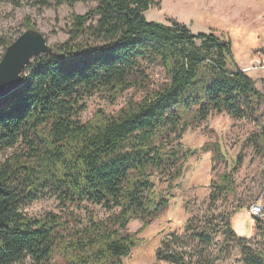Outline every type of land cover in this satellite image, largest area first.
I'll return each instance as SVG.
<instances>
[{"label": "trees", "instance_id": "trees-1", "mask_svg": "<svg viewBox=\"0 0 264 264\" xmlns=\"http://www.w3.org/2000/svg\"><path fill=\"white\" fill-rule=\"evenodd\" d=\"M33 1L69 7L91 1L96 7L71 13L67 41L50 56L34 58L22 87L0 100V154L16 145L23 149L0 162V264H48L57 257L63 264H122L139 242L126 233L129 223L145 228L168 206V197L155 193L151 172L180 170L191 154L181 144L185 131L211 114L251 120L261 126L247 143L255 155L264 154V85L257 89L236 66L229 41L194 35L175 21L147 22L153 0ZM11 43L0 40V47ZM152 64L167 78L159 89L115 116L100 110L86 123L77 120L84 97L105 91L114 101L147 82L143 66ZM240 163L239 156L210 184L211 206L236 194ZM49 193L61 206H100L109 216L95 221L90 215L85 224L71 217L77 223L70 225L52 213L32 218L24 212ZM252 219L256 237L248 240L234 233L227 215L217 230L189 223L184 234L163 240L156 259L214 264L206 250L220 233L225 254L237 249L241 264H264V247L251 245L264 237V221Z\"/></svg>", "mask_w": 264, "mask_h": 264}, {"label": "rangeland", "instance_id": "rangeland-1", "mask_svg": "<svg viewBox=\"0 0 264 264\" xmlns=\"http://www.w3.org/2000/svg\"><path fill=\"white\" fill-rule=\"evenodd\" d=\"M153 1L155 5L144 13L147 22L167 25L170 21H175L194 35L213 33L229 41L236 66L255 80L257 89L263 90L264 0ZM95 7L96 4L91 1L76 2L69 7L65 3L41 6L33 0H0V40L13 42L27 29H32L42 34L47 44L54 49L68 39L70 14L84 15ZM26 21L30 28L26 26ZM4 52L0 47V61ZM33 60L30 61L31 64ZM143 67L147 82L141 83V87L126 92L114 101H111L110 95L105 91L84 97L85 108L77 120L86 123L100 110L106 115L115 116L128 103L139 102L146 93L159 89L167 82L160 67L153 64ZM26 71L25 68L22 75ZM260 114L261 111L257 116ZM260 126L261 124L251 120L237 121L225 114H211L204 123L185 131L181 144L184 151L191 154L186 153V158L180 161V170L173 168L164 173L151 172L155 193L167 196L168 206L145 228L139 221L129 223L126 233L135 235L139 242L129 257L122 260V264H164L157 261L156 253L169 234H184L185 226L189 223L217 230L222 227L226 215L230 216L229 223L234 232L235 229L242 228L241 234L237 235L240 239L255 238V233L250 238L247 237L254 230L248 210L253 204L264 206V154L255 155L247 138L258 132ZM217 148L221 153L219 156ZM22 151V146L18 145L5 150L0 154V162L14 153L21 154ZM239 156L241 163L233 177L236 194L221 197L211 206L208 200L210 184L217 182L219 175L230 172ZM239 206L242 207L241 211L235 213ZM24 212L32 218H42L45 214L52 213L68 220L70 225L77 223L71 217H78L85 224L90 215L95 221H105L109 216L100 206L87 205V210L83 206H61L51 193L45 199L26 206ZM241 214L245 215L242 220L235 221L236 216ZM212 239L213 244L206 250L209 260L214 264H241L237 249L225 254L227 247L223 249L220 233ZM251 245L254 248L264 247L263 235H258ZM184 252H191V248L184 249ZM48 264L63 263L57 257Z\"/></svg>", "mask_w": 264, "mask_h": 264}, {"label": "water", "instance_id": "water-1", "mask_svg": "<svg viewBox=\"0 0 264 264\" xmlns=\"http://www.w3.org/2000/svg\"><path fill=\"white\" fill-rule=\"evenodd\" d=\"M52 53L53 49L38 31L29 29L19 35L5 49L0 61V100L22 87L23 71L32 59Z\"/></svg>", "mask_w": 264, "mask_h": 264}, {"label": "built area", "instance_id": "built-area-1", "mask_svg": "<svg viewBox=\"0 0 264 264\" xmlns=\"http://www.w3.org/2000/svg\"><path fill=\"white\" fill-rule=\"evenodd\" d=\"M248 215L251 218H257L258 220L264 221V206H261L260 204L251 205L248 210Z\"/></svg>", "mask_w": 264, "mask_h": 264}, {"label": "crops", "instance_id": "crops-1", "mask_svg": "<svg viewBox=\"0 0 264 264\" xmlns=\"http://www.w3.org/2000/svg\"><path fill=\"white\" fill-rule=\"evenodd\" d=\"M250 77V76H249ZM251 78V77H250ZM243 216H245L244 214H241V215H239V216H236V219H235V221L237 220V219H239V220H242V218H243ZM240 217V218H239ZM246 217L247 218H249L247 215H246ZM250 219V221H251V225H252V228H253V226H254V220L253 219H251V217L249 218ZM233 220V219H232ZM241 222V221H240ZM241 224V223H240ZM241 229L242 228H239V230H236L235 229V232L234 233H236V235H240L241 234ZM253 233H254V230H252V232H250L249 233V236H247V235H245V236H247V237H251L252 235H253ZM244 234V233H243Z\"/></svg>", "mask_w": 264, "mask_h": 264}]
</instances>
